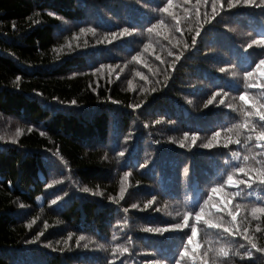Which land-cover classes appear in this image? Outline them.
Instances as JSON below:
<instances>
[{
	"label": "trees",
	"instance_id": "16d2710c",
	"mask_svg": "<svg viewBox=\"0 0 264 264\" xmlns=\"http://www.w3.org/2000/svg\"><path fill=\"white\" fill-rule=\"evenodd\" d=\"M262 61V0H0V264H264Z\"/></svg>",
	"mask_w": 264,
	"mask_h": 264
},
{
	"label": "clouds",
	"instance_id": "9594fccd",
	"mask_svg": "<svg viewBox=\"0 0 264 264\" xmlns=\"http://www.w3.org/2000/svg\"><path fill=\"white\" fill-rule=\"evenodd\" d=\"M245 2H250V0H245ZM262 2H264V0H262ZM262 63H264V61H262ZM260 115L264 117V113H260ZM260 138H264V134H262ZM261 179H264V176H262ZM229 182H232L231 177H229Z\"/></svg>",
	"mask_w": 264,
	"mask_h": 264
},
{
	"label": "snow or ice",
	"instance_id": "6c2138e0",
	"mask_svg": "<svg viewBox=\"0 0 264 264\" xmlns=\"http://www.w3.org/2000/svg\"><path fill=\"white\" fill-rule=\"evenodd\" d=\"M250 2H251V0H250ZM126 31V30H125ZM73 104H75L76 102L75 101H73L72 102ZM209 103H211V101H209ZM186 139H187V136L185 137ZM192 139H193V141H195L196 139H197V137H192ZM215 139V138H214ZM206 147L207 146H211V145H205ZM214 191H218V189L217 190H214Z\"/></svg>",
	"mask_w": 264,
	"mask_h": 264
},
{
	"label": "bare ground",
	"instance_id": "6f19581e",
	"mask_svg": "<svg viewBox=\"0 0 264 264\" xmlns=\"http://www.w3.org/2000/svg\"><path fill=\"white\" fill-rule=\"evenodd\" d=\"M118 177V176H117Z\"/></svg>",
	"mask_w": 264,
	"mask_h": 264
}]
</instances>
